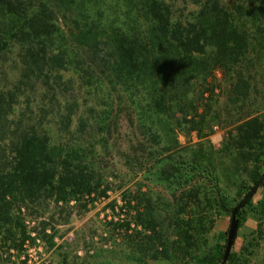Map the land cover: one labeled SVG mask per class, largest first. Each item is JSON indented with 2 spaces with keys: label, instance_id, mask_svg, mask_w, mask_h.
Segmentation results:
<instances>
[{
  "label": "trees",
  "instance_id": "trees-1",
  "mask_svg": "<svg viewBox=\"0 0 264 264\" xmlns=\"http://www.w3.org/2000/svg\"><path fill=\"white\" fill-rule=\"evenodd\" d=\"M263 52L264 0H0V256L53 245L54 224L127 185L154 259L221 264L231 212L264 174V112L245 113L209 154L181 145L173 125L202 131L184 102L216 68L247 98ZM221 174L240 181L232 208ZM153 186L169 198L154 203ZM250 217L252 238L235 252L237 233L225 264H251L264 239V180L238 230Z\"/></svg>",
  "mask_w": 264,
  "mask_h": 264
},
{
  "label": "rangeland",
  "instance_id": "rangeland-1",
  "mask_svg": "<svg viewBox=\"0 0 264 264\" xmlns=\"http://www.w3.org/2000/svg\"><path fill=\"white\" fill-rule=\"evenodd\" d=\"M258 60V59H257ZM254 60V69L247 77L250 82L247 98L237 97L231 92V80L226 73L216 68L205 81L193 83V93L184 102L188 110V101L198 106V114L205 116L202 131H191L188 124L174 123L178 142L185 145H198L206 153H211L209 146L217 151L221 148L228 134L234 130L236 122L247 112H264V52L260 60ZM201 92L205 95L200 96ZM192 117V115H190ZM119 134L121 140L126 139L128 132L125 115L120 117ZM196 118V117H195ZM190 118H187V120ZM196 121L198 120L195 119ZM215 165L220 169L229 166L228 159L213 154ZM235 178H227L221 174L220 182L226 196L228 206H235L234 195L237 184ZM109 194L108 199L101 200L88 211L75 210L67 225L55 226L56 235L53 245L46 240H37L34 245L26 244L24 251L8 256L2 253L0 264H168L164 260L154 259L153 256L160 250L152 242V235L141 227L135 226L124 198L138 196L134 191L131 195L126 191L131 187L124 186ZM152 201L157 197L168 199V193L162 187H152ZM260 196L255 197V201ZM136 206V203H131ZM228 221L227 217L222 219ZM37 224H29L28 228H35ZM215 229L211 235L217 234ZM256 229V223L250 217L245 225L238 230V239L235 243V252H238L244 242H248ZM158 247V248H157ZM264 261V239L258 247L251 264Z\"/></svg>",
  "mask_w": 264,
  "mask_h": 264
},
{
  "label": "water",
  "instance_id": "water-1",
  "mask_svg": "<svg viewBox=\"0 0 264 264\" xmlns=\"http://www.w3.org/2000/svg\"><path fill=\"white\" fill-rule=\"evenodd\" d=\"M264 180V174L257 180V182L250 188V190L245 194V196L237 202L236 206L233 208L231 212L228 232H227V243H226V250L221 264H225L228 256L231 252L234 240L238 233V220L236 216L238 212L245 208L247 202L252 198L255 192L260 188L262 182Z\"/></svg>",
  "mask_w": 264,
  "mask_h": 264
}]
</instances>
